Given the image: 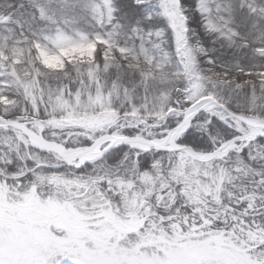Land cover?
Instances as JSON below:
<instances>
[{"label": "snow or ice", "instance_id": "6c2138e0", "mask_svg": "<svg viewBox=\"0 0 264 264\" xmlns=\"http://www.w3.org/2000/svg\"><path fill=\"white\" fill-rule=\"evenodd\" d=\"M233 12L0 5V264H264V40L241 38L250 62L212 79L216 40L190 30L198 13L207 36L240 37Z\"/></svg>", "mask_w": 264, "mask_h": 264}, {"label": "trees", "instance_id": "16d2710c", "mask_svg": "<svg viewBox=\"0 0 264 264\" xmlns=\"http://www.w3.org/2000/svg\"><path fill=\"white\" fill-rule=\"evenodd\" d=\"M10 2V0H0V5L6 4ZM224 6L228 7L231 6L234 9L233 12V17L234 22H233V27L239 29L240 31V37H234L232 39V42L229 44V40L227 39H223V36L218 37V35H213V36H207V33H203L202 31H200V26L198 28L197 24L194 23L193 25L190 26V30L191 33H193V41L199 45L201 43H206L207 45L211 46V42L212 40H216V44H215V53L214 55L217 57V61L219 63H217L216 65L212 66L209 69V72L211 73V71L216 72L218 75L222 76L223 73L227 70V69H231V71L233 73H235V67L232 65L230 67L231 64H227L225 63V61L223 62V64H221L220 59L221 56H224V58H226V60H230L231 58H233L232 56L230 58L227 57V54H230L229 52H232L233 54L235 52H237L236 54H234L235 59L240 56L241 53L240 52V48H238V50H230L229 47H235V45H231L232 43H234L235 41H238V44L242 43V39H246L249 42H251L253 40V38L255 37H259L261 40H264V11H261V5L257 4L255 2V0H253V6L256 7L257 9V15L256 16H250L248 15L247 11H241L238 6H237V0H223ZM199 19V15L198 13L193 14L192 16V21H197ZM229 20H233L232 17H229ZM193 26V27H192ZM217 27H220V24L217 25ZM207 36V39H205V37ZM203 40V41H202ZM236 44V45H238ZM227 53V54H226ZM0 55H3V53H0ZM247 56L250 60V57L252 56V53L250 51V53L247 54ZM227 60V61H228ZM240 63L247 65L250 61L246 60L245 56L243 58H241V60H239ZM217 65H225L226 67H219L216 69ZM18 71H24L23 69H19ZM222 72V73H221ZM51 75H54V73H52ZM238 77L236 75H233V79H237ZM4 97V96H0V99ZM6 100H11L8 96H5Z\"/></svg>", "mask_w": 264, "mask_h": 264}, {"label": "rangeland", "instance_id": "374dc122", "mask_svg": "<svg viewBox=\"0 0 264 264\" xmlns=\"http://www.w3.org/2000/svg\"><path fill=\"white\" fill-rule=\"evenodd\" d=\"M194 23H196V24L198 23L199 26H200V31L205 33L204 27H203V20H202V18L200 16H199V19L197 21H192V18H191L190 26L193 25ZM198 24H197V26H198ZM199 26H198V28H199ZM214 35H218V37L222 36L219 32L215 33ZM223 39H227V37L223 36ZM228 40H229V44H230L232 42V39L228 38ZM236 44H238V41H235L234 43L231 44V45H235L236 48L235 47H229V49L230 50H238V48H240L241 49L240 52L243 53V54L238 56L235 59V61H234V58H235L234 54H236L237 52H235L234 54L232 52H229L230 54L226 53L228 58H230L231 56L233 58H231L230 60L227 59L228 60L227 61L226 58H224V56H221V59H220L221 64H223V62L225 61L226 65L231 64L230 67L232 65L234 66V62L241 60V58H243L244 56H245L246 60L250 61L249 59H247V58H249L247 56V54L250 53L251 50L250 49H243V48L240 47L241 44H238V45H236ZM94 50H95V46L94 45H84V46H81V47H79L77 49L70 50L67 53V55L71 56L74 59H77V58H88V57H91L93 55ZM42 55H43V58H44V62L48 66H50L51 68H60L61 66H63V57L62 56L44 55V54H42ZM227 62H228V64H227ZM217 63H219V62L217 61ZM219 67H220V65L219 66L217 65L216 69L219 68ZM210 77L212 79H217L218 74L216 72H214V71H211ZM0 102H2L4 104H12V103H14V101L12 99L11 100H9V99L6 100L5 96L0 99Z\"/></svg>", "mask_w": 264, "mask_h": 264}]
</instances>
